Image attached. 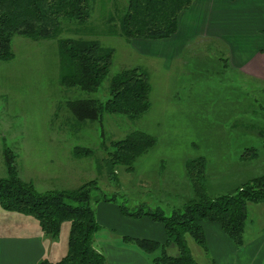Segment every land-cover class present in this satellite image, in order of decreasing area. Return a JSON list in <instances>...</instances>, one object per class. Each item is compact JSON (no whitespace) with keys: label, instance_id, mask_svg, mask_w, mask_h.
<instances>
[{"label":"rangeland","instance_id":"rangeland-1","mask_svg":"<svg viewBox=\"0 0 264 264\" xmlns=\"http://www.w3.org/2000/svg\"><path fill=\"white\" fill-rule=\"evenodd\" d=\"M126 3L92 0L87 23L63 21L58 38H92L114 49L110 69L95 92L61 85L57 38L14 35L13 57L0 60V177L7 175L5 156L10 154L18 175L32 181L39 192L74 189L95 180L98 188L93 195L99 201L93 200L92 206L101 224L105 223L97 217V206L104 196L110 199L105 202L129 211L143 205L169 215L181 208L196 196L187 170L192 160L205 161L202 189L210 197L232 192L264 173V141L259 134L264 127V83L224 64V44L211 36L193 35V29L180 40V50L165 47L160 40L128 41L115 32L114 20ZM131 67H139L149 78L146 112L136 118L103 113L98 120L83 122L72 116L67 101L79 97L104 101L111 77ZM135 130L153 136L154 145L132 169L123 163L110 169L112 141ZM75 148L87 152L77 156ZM69 226L63 222L58 236L47 235L55 241L53 255L63 246L66 251ZM243 240L237 249L264 247V203L247 204ZM186 241L198 264H228V256L205 252L189 234ZM167 252L175 255L176 246L170 244Z\"/></svg>","mask_w":264,"mask_h":264},{"label":"trees","instance_id":"trees-1","mask_svg":"<svg viewBox=\"0 0 264 264\" xmlns=\"http://www.w3.org/2000/svg\"><path fill=\"white\" fill-rule=\"evenodd\" d=\"M195 0H127L124 11L115 17L117 31L128 41L161 40L172 37L178 30V18ZM92 0H0V60L13 57L11 41L14 35L32 39L57 38L62 62L60 83L67 89L77 88L95 92L112 64L114 49L102 46L97 39L61 37L63 21L87 23L91 18ZM112 19V21H114ZM151 84L139 67L126 68L111 77L108 97L103 101L93 97H79L67 101L66 107L78 121L98 120L103 113L121 114L136 118L150 107ZM264 141V127L259 130ZM155 143L150 134L135 130L124 138L112 141L114 149L107 158L109 167L123 163L133 168L135 160ZM264 145V143H263ZM254 153L255 148H249ZM87 151L75 148L74 155ZM7 175L0 177V206L33 216L42 232L56 237L63 222H70L67 251L57 261L40 260L38 264H108L106 256L94 246V237L101 229L92 201L98 200L93 191L95 180L74 189H50L39 192L31 181L23 180L17 172L13 155L6 154ZM196 196L171 214L140 205L121 212L134 218L147 216L161 222L166 240L131 238L145 253L151 264H198L186 241V234L208 252L204 224L217 223L224 234L241 247L247 219L248 203H264V173L243 182L234 191L210 197L202 189L205 161L187 163ZM104 201L110 200L105 196ZM174 244L175 255L167 252ZM157 253V254H156Z\"/></svg>","mask_w":264,"mask_h":264},{"label":"crops","instance_id":"crops-1","mask_svg":"<svg viewBox=\"0 0 264 264\" xmlns=\"http://www.w3.org/2000/svg\"><path fill=\"white\" fill-rule=\"evenodd\" d=\"M191 29L193 35L211 36L224 44L227 51L224 64L229 63L243 76L264 83V0H195L180 14L177 32L160 41L165 42V47L180 50L183 46L180 40ZM197 29L199 33L195 32ZM100 216L105 224L97 218L102 230L95 235L94 246L106 256L108 264H151V257L126 237L161 243L166 240L164 225L147 216L127 217L117 206L105 201L97 206V217ZM204 231L208 251L214 257L228 256V264H264V247L237 249L214 222L205 223ZM47 238L33 216L0 206V264L59 260L67 246L66 251L63 246L53 255L55 241Z\"/></svg>","mask_w":264,"mask_h":264}]
</instances>
